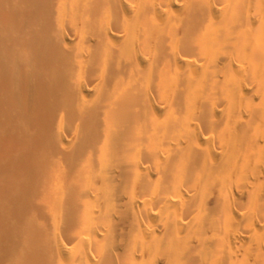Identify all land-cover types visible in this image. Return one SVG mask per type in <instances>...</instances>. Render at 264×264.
<instances>
[{"label": "bare ground", "instance_id": "6f19581e", "mask_svg": "<svg viewBox=\"0 0 264 264\" xmlns=\"http://www.w3.org/2000/svg\"><path fill=\"white\" fill-rule=\"evenodd\" d=\"M0 264H264V0H0Z\"/></svg>", "mask_w": 264, "mask_h": 264}]
</instances>
